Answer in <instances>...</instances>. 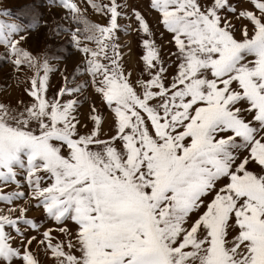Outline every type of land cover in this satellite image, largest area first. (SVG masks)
<instances>
[{
	"label": "snow or ice",
	"instance_id": "snow-or-ice-1",
	"mask_svg": "<svg viewBox=\"0 0 264 264\" xmlns=\"http://www.w3.org/2000/svg\"><path fill=\"white\" fill-rule=\"evenodd\" d=\"M88 4L106 23L73 0L46 4L67 28L35 0L0 9V60L24 85L0 101V264H264V0H149L167 58L144 12ZM42 29L82 55L71 76L30 48ZM122 29L142 41L135 81ZM88 89L104 111L82 120Z\"/></svg>",
	"mask_w": 264,
	"mask_h": 264
},
{
	"label": "rangeland",
	"instance_id": "rangeland-1",
	"mask_svg": "<svg viewBox=\"0 0 264 264\" xmlns=\"http://www.w3.org/2000/svg\"><path fill=\"white\" fill-rule=\"evenodd\" d=\"M34 0H0V9H11L15 11L17 8L21 7L24 4L33 3ZM36 3L40 5L39 11L43 14L42 20L47 21L50 26L55 27L53 21L59 22L63 25V27L67 28L70 25L62 20V16L64 15V10L59 8H53L51 10L46 6L47 0H35ZM73 2L77 3L79 7L84 10V14L86 18L92 23L104 24L106 23V19L102 18L101 15L94 12V10L88 4V0H73ZM100 2V0H98ZM103 2H107V0H103ZM123 2V0H122ZM126 2L135 6L137 9L144 12L149 23L153 25L156 30V39L158 44H162V54L165 58L170 50L172 49L171 45L167 44V40L169 36L165 33L163 38L161 39L160 32L163 31L162 28H158L156 26V14L148 12V4L149 0H126ZM237 0H233V3H236ZM243 5L247 6V0H243ZM128 23L126 21H121V24ZM47 29L40 30L39 33L35 34L30 40V48L33 51H41L43 50L45 43H49L52 45L50 49V53L56 56H61L63 59L59 61H53V63L61 70H66V74L71 76L80 66L82 55L76 51L68 42L66 36H60L48 40L45 33ZM119 43L121 44V50L124 54V63L131 72V79L135 81L140 77L142 70V61L139 59L142 55V41L138 37L137 33L134 30H130L125 34V31L122 29L119 33ZM22 78V77H21ZM146 78V77H145ZM51 88L49 90V96L54 94L56 90L61 85V75L60 72H53L50 75ZM24 85H17L16 75L13 74L12 68L9 64L4 63L0 60V101L3 102H11L15 104L16 100L22 98L24 93L22 91ZM84 103L80 109L81 119L83 120L86 114L89 111L90 105L93 101H96V105L98 108H101L104 111V108L100 105L97 98L92 95L91 89H88L84 95L82 96ZM30 218H34L37 221H40L43 218V213L41 210H33L29 213ZM45 227H53L54 225L45 221ZM71 227V225H69ZM58 238V234L56 232L53 233ZM34 252L37 251L33 249ZM38 259L43 261V264H51V259L49 257H45L42 252H38Z\"/></svg>",
	"mask_w": 264,
	"mask_h": 264
}]
</instances>
